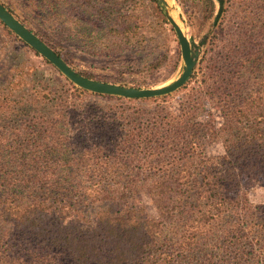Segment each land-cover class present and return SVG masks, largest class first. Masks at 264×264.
Listing matches in <instances>:
<instances>
[{"label": "trees", "instance_id": "16d2710c", "mask_svg": "<svg viewBox=\"0 0 264 264\" xmlns=\"http://www.w3.org/2000/svg\"><path fill=\"white\" fill-rule=\"evenodd\" d=\"M34 3L58 30L106 40L95 57L122 56L140 28L121 12L134 0ZM247 21L177 109L94 94L57 70L38 79L39 67L0 86V264H264V205L248 200L264 185V40ZM142 196L157 219L99 207Z\"/></svg>", "mask_w": 264, "mask_h": 264}, {"label": "rangeland", "instance_id": "374dc122", "mask_svg": "<svg viewBox=\"0 0 264 264\" xmlns=\"http://www.w3.org/2000/svg\"><path fill=\"white\" fill-rule=\"evenodd\" d=\"M134 1L137 3L135 9L124 3L121 12L126 18L135 14L131 20L137 21L140 28L129 50L122 56L107 59L93 56L90 50V45L98 46L106 40H86L79 33L71 35L67 30H58L53 20L43 17L41 6L36 7L33 0H0L19 21L57 51L75 71L99 80L125 82L127 87L139 89L167 86L183 71L184 61L177 36L171 24L165 22L166 16L159 8L157 0ZM167 1L171 13L191 41L194 51L198 53L194 74H197L199 81L207 78L206 68L211 57L215 56L214 53L219 51L218 47L223 46L227 40L239 38V29L249 23L247 18H252L247 29L253 38L264 40V0H221L222 4L220 0ZM103 35L99 33V36ZM36 68L39 69L38 79H41V75L46 79L59 77L54 66L45 64L42 57L36 56L29 46L21 42L0 21V86L8 85L14 77H24L22 73L28 76ZM182 89L172 95L157 98L155 103L147 107L160 105L179 108L185 95ZM86 100L101 107H110L101 98L86 96ZM207 110L217 119L214 109L208 107ZM207 152L211 156H217L221 154V147L212 144ZM248 200L253 205H264V185L253 188ZM99 207L113 213L119 211L120 214H125L128 209H135L144 217L157 219L156 210L145 196L124 204H101Z\"/></svg>", "mask_w": 264, "mask_h": 264}, {"label": "water", "instance_id": "95a60500", "mask_svg": "<svg viewBox=\"0 0 264 264\" xmlns=\"http://www.w3.org/2000/svg\"><path fill=\"white\" fill-rule=\"evenodd\" d=\"M165 13L166 19L173 27L177 36L181 55L184 61L182 73L171 84L162 87L139 89L122 86L114 83H106L87 78L72 69L68 63L37 34L19 21L0 2V21L22 42L38 53L43 59L54 66L66 79L76 87L98 95L114 96L129 100L157 99L172 95L182 89L191 80L198 63V53L194 51L193 45L184 30L170 11L167 0H158Z\"/></svg>", "mask_w": 264, "mask_h": 264}]
</instances>
